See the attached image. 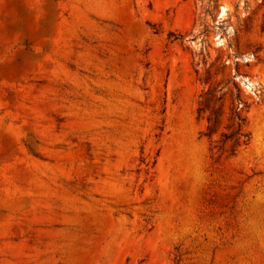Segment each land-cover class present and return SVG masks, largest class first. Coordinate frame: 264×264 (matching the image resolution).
<instances>
[{
  "label": "rangeland",
  "instance_id": "rangeland-1",
  "mask_svg": "<svg viewBox=\"0 0 264 264\" xmlns=\"http://www.w3.org/2000/svg\"><path fill=\"white\" fill-rule=\"evenodd\" d=\"M0 264H264V0H0Z\"/></svg>",
  "mask_w": 264,
  "mask_h": 264
},
{
  "label": "trees",
  "instance_id": "trees-1",
  "mask_svg": "<svg viewBox=\"0 0 264 264\" xmlns=\"http://www.w3.org/2000/svg\"><path fill=\"white\" fill-rule=\"evenodd\" d=\"M202 111H203V109H201L199 112H202ZM235 118H236L237 120H239V123H240V124H243V123L246 122V118H242V117L240 116V114H239V108H238L237 111L235 112ZM216 123H217V120H214V121H213V125L209 128L210 133H212V132L214 131ZM240 132H241V129H239V130L236 132V135H237V134H240ZM243 137H245V138L247 139V138H248V135H243Z\"/></svg>",
  "mask_w": 264,
  "mask_h": 264
}]
</instances>
